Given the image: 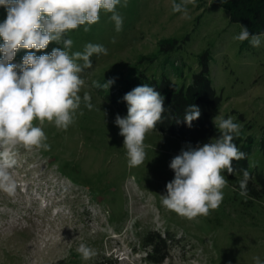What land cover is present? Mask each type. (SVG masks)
Wrapping results in <instances>:
<instances>
[{
    "label": "rangeland",
    "instance_id": "obj_1",
    "mask_svg": "<svg viewBox=\"0 0 264 264\" xmlns=\"http://www.w3.org/2000/svg\"><path fill=\"white\" fill-rule=\"evenodd\" d=\"M172 3L127 0L126 7H117L123 17L119 33L111 14L102 10L98 23L67 34L74 42L72 52L83 51L87 43L108 50L91 57L92 68L81 74L85 85L80 95L88 92L94 108L89 111L82 102L66 131L45 122L50 151L14 149L17 165L10 171L18 182L16 194L0 191V264H93L103 259L114 264H255L257 256L264 262V197L239 195L242 174L223 173L229 187L219 208L207 216L188 220L161 205L160 195L174 178L171 160L182 149L219 138L216 126L196 143L154 129L145 139L149 147L144 163L129 168L124 138L115 124L126 110L93 87V81L102 84L144 70L165 72L178 90L190 82L199 69V55L206 52L211 85L221 96L216 117H232L241 126L242 139L255 135L249 171H264L258 149L264 127V36L260 47L235 41L241 25L231 22L229 12L214 0H196L186 16L173 13ZM6 15L0 7V22ZM167 39H175V47L161 51L160 43ZM49 45L46 54L62 47ZM154 233L169 239L168 256L160 263L146 260L151 247L144 238ZM81 243L95 251L88 261L76 251Z\"/></svg>",
    "mask_w": 264,
    "mask_h": 264
},
{
    "label": "clouds",
    "instance_id": "obj_2",
    "mask_svg": "<svg viewBox=\"0 0 264 264\" xmlns=\"http://www.w3.org/2000/svg\"><path fill=\"white\" fill-rule=\"evenodd\" d=\"M196 6V0H173L172 12L187 15L188 6ZM126 7L127 0H0V7L6 9V19L0 22V191L14 196L18 187L11 169L17 165L18 153L22 146L50 151L43 131L45 122L53 123L57 129L67 130L75 122L81 103L91 111V95L81 89L85 80L81 74L92 68L91 57L107 55L108 50L100 44L87 43L83 51L72 52L73 40L67 34L79 26L96 24L100 13H110L109 19L119 33L123 17L117 7ZM90 27H85L87 32ZM261 34L251 33L245 25L233 37L235 41H248L252 47H260ZM55 42L62 47L53 48L50 54L36 55ZM115 43V38H113ZM20 49L28 51L22 62L12 63ZM114 80L102 84L93 81V87L108 91ZM127 103V115L115 118L124 138L129 168L144 163L149 145L145 144L147 134L156 128L167 111L164 97L148 84L137 86L123 97ZM79 115H83L79 111ZM197 106L190 105L183 122L191 127L200 117ZM34 122H38L34 123ZM177 123H180L177 119ZM220 136L203 146L182 149L170 162L174 178L166 184V194L160 195L161 205L169 211L188 220L207 216L216 210L224 199V189L229 187L223 174L233 175L237 169L233 161L247 158L233 142L240 133V125L232 117L214 118ZM239 195L247 197L250 173L240 170ZM76 251L84 261L90 260L94 249L81 243ZM255 264H264L254 257Z\"/></svg>",
    "mask_w": 264,
    "mask_h": 264
},
{
    "label": "trees",
    "instance_id": "obj_3",
    "mask_svg": "<svg viewBox=\"0 0 264 264\" xmlns=\"http://www.w3.org/2000/svg\"><path fill=\"white\" fill-rule=\"evenodd\" d=\"M229 12L231 22L245 25L253 34L264 33V0H214ZM3 41L0 40V43ZM175 39H167L160 43V50L166 51L175 47ZM50 46V45H49ZM28 51L20 49L15 59L22 60ZM46 54V49L36 52V55ZM148 84L164 97V107L167 110L163 114V119L157 123L155 130L177 137L186 143H196L200 139L211 135L215 130L214 118L217 115L221 102V96L211 85L209 75L208 56L206 52L199 55V69L191 76L188 84L182 85L178 90L172 88V80L165 72L147 73L144 70L132 71L127 75H119L114 79V83L108 91L104 90L105 100L109 102L121 103L127 114V103L123 100L126 93L137 86ZM190 105H195L200 110V117L192 122L191 127L183 122L186 109ZM243 119L242 115H239ZM179 119L180 123H177ZM259 134V133H258ZM258 149L264 156V127L261 129ZM237 147L247 154L246 159L233 161V166L237 172L247 169L249 171V155L255 144V135H248L242 139V135L234 137L233 141ZM226 172V171H225ZM250 180L247 185V192L250 198L259 199L264 197V171H249ZM227 174V172H226ZM228 177H232L228 175ZM239 187V184L237 185ZM167 239L159 233L147 234L144 243L151 249L146 254L149 263H160L168 256ZM93 264H114L110 259H103Z\"/></svg>",
    "mask_w": 264,
    "mask_h": 264
},
{
    "label": "bare ground",
    "instance_id": "obj_4",
    "mask_svg": "<svg viewBox=\"0 0 264 264\" xmlns=\"http://www.w3.org/2000/svg\"><path fill=\"white\" fill-rule=\"evenodd\" d=\"M141 212H143L145 210L144 206L140 208Z\"/></svg>",
    "mask_w": 264,
    "mask_h": 264
}]
</instances>
